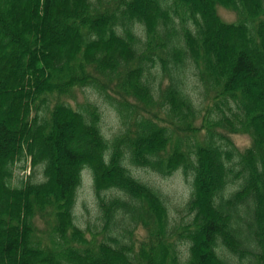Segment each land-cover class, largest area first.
I'll list each match as a JSON object with an SVG mask.
<instances>
[{
  "label": "trees",
  "instance_id": "trees-1",
  "mask_svg": "<svg viewBox=\"0 0 264 264\" xmlns=\"http://www.w3.org/2000/svg\"><path fill=\"white\" fill-rule=\"evenodd\" d=\"M0 34V264H264V0H0Z\"/></svg>",
  "mask_w": 264,
  "mask_h": 264
},
{
  "label": "rangeland",
  "instance_id": "rangeland-1",
  "mask_svg": "<svg viewBox=\"0 0 264 264\" xmlns=\"http://www.w3.org/2000/svg\"><path fill=\"white\" fill-rule=\"evenodd\" d=\"M217 12L221 16L222 19L228 22L235 21L237 19L236 13L231 10L224 8L222 6L217 7ZM85 91H77V98L74 100H71V105L73 107L77 106V103H80L84 97ZM100 104V102H99ZM100 108L103 110L102 113V120H101V127L102 131L104 132L105 136L107 138H111L113 135H115L119 129H120V122L118 115L114 108H110L107 106V104H100ZM160 105L157 104L156 108H153L152 110H159ZM142 111V109L140 108ZM145 115L150 114L149 111H144ZM201 119H197V123ZM231 138L236 145L237 148L240 150L244 149L246 146L250 143V138L243 133H236L232 134ZM91 146H93L92 143L85 144L82 141H76V143L73 144V147L79 148V149H91ZM91 153V152H90ZM24 165V166H23ZM67 169V168H66ZM31 167L29 158L26 159V161H20L15 165V173L14 178L12 179L11 183L15 185H19V181L21 178L26 179L29 174L31 173ZM137 176L141 179L147 181L148 183L155 185L156 187L160 188L165 192L166 194H171V198H173V204L178 203L180 201V197L184 198L185 192H186V186L185 181L181 177L180 174H177L176 172L172 174V176L169 177H162L158 176V174L154 173H147L143 170H138L136 172ZM33 179L36 181L41 180V173L40 168L37 167L36 173L33 175ZM83 183L81 185V188L78 192V208L82 212V218L83 221L90 220L93 218V215L91 212L94 211L93 207V193L91 191V179H89L88 175L84 172L83 173ZM180 196V197H179ZM85 205L88 208V211L85 210L83 207ZM82 209V210H81ZM44 225V224H43ZM147 232L146 228H138L135 233V238L137 240L142 239Z\"/></svg>",
  "mask_w": 264,
  "mask_h": 264
},
{
  "label": "bare ground",
  "instance_id": "bare-ground-1",
  "mask_svg": "<svg viewBox=\"0 0 264 264\" xmlns=\"http://www.w3.org/2000/svg\"><path fill=\"white\" fill-rule=\"evenodd\" d=\"M9 19V18H8ZM6 20H7V18H6ZM11 21V20H10ZM3 23H4V21H3ZM9 24V23H8ZM85 28V27H84ZM61 29V28H60ZM82 29V28H81ZM5 30V29H4ZM64 30V29H63ZM84 30V29H83ZM66 31V30H65ZM79 31V30H78ZM60 32H61V30H60ZM63 33V32H62ZM86 33H87V30H86ZM5 34V33H4ZM3 34V35H4ZM66 34V33H65ZM115 34V33H114ZM1 35V34H0ZM68 36V35H67ZM82 36V35H81ZM2 40V39H1ZM105 41V40H104ZM108 47V46H107ZM114 47V46H113ZM108 48H110V47H108ZM9 52V51H8ZM110 53L111 52H109V54L107 55V56H111L110 55ZM148 56V55H147ZM103 58H104V56H103ZM106 59H107V57H106ZM109 60V59H108ZM110 60H112V58L110 59ZM136 61V60H135ZM129 62V61H128ZM103 63V62H102ZM133 63V62H132ZM103 65V64H102ZM120 65V64H119ZM92 66V65H91ZM112 68V67H111ZM57 70V69H56ZM62 70V69H61ZM55 74V73H54ZM63 75H64V73H63ZM66 75V74H65ZM64 75V76H65ZM54 76V75H53ZM23 81V80H22ZM68 84V83H67ZM70 84V83H69ZM67 87V86H66ZM77 87V86H76ZM25 88V87H24ZM51 89V88H50ZM47 91V90H46ZM40 92V91H39ZM50 92V91H49ZM18 93V92H17ZM36 93V92H35ZM45 93V92H44ZM47 94V93H46ZM33 96V95H32ZM67 97H69V96H67ZM51 98H53V97H51ZM77 98V97H76ZM42 101V100H41ZM46 102V101H45ZM44 102V103H45ZM49 103V102H48ZM68 103V102H67ZM64 104V103H63ZM84 104V103H83ZM77 107V106H76ZM64 109V108H63ZM69 109V108H68ZM43 117V116H42ZM93 118V117H92ZM92 118L90 119V120H92ZM96 118V117H95ZM93 120H94V118H93ZM96 120V119H95ZM93 122V121H92ZM94 123V122H93ZM45 124V123H44ZM86 124V123H85ZM46 125V124H45ZM86 127V126H85ZM90 127V126H89ZM93 127H94V125H93ZM97 128V127H96ZM43 129V128H42ZM86 129V128H85ZM84 129V130H85ZM88 130V129H87ZM86 132V131H85ZM87 133V132H86ZM46 135V134H45ZM91 139V138H90ZM250 140H252V139H250ZM103 142V141H102ZM252 144V143H251ZM253 145V144H252ZM251 146V145H250ZM100 150V149H99ZM21 151V150H20ZM5 159H7V158H5ZM18 159V158H17ZM24 166V165H23ZM79 166V165H78ZM113 166V165H112ZM104 167V166H103ZM117 169V168H116ZM33 171V170H32ZM103 172V171H102ZM116 175V174H115ZM118 175V174H117ZM119 178V177H118ZM99 188V187H98ZM125 190V189H124ZM74 192V191H73ZM55 193V192H54ZM53 194V193H52ZM57 194V193H56ZM64 194V193H63ZM14 198V197H13ZM43 198V197H42ZM116 198V197H115ZM54 200V199H53ZM72 201H73V199H72ZM112 201V200H111ZM107 206V205H106ZM65 213V212H64ZM68 215H70V214H68ZM66 218H68V217H66ZM70 219V218H69ZM33 221V220H32ZM65 223V222H64ZM58 226V225H57ZM75 227V226H74ZM25 228V227H24ZM20 230V229H19ZM77 231V230H76ZM219 231V230H218ZM29 232H31V230L29 231ZM75 232V231H74ZM221 232V231H220ZM50 234V233H49ZM72 234V233H71ZM22 236V235H21ZM43 237V236H42ZM75 237V236H74ZM86 237V236H85ZM71 238V237H70ZM91 238V237H90ZM212 239V238H211ZM225 240V239H224ZM38 241V240H37ZM88 241V240H87ZM70 242V241H69ZM212 242V241H211ZM104 243V242H103ZM34 246V245H33ZM74 247V246H73ZM109 248V247H108ZM40 249V248H39ZM72 249V248H71ZM97 249V248H96ZM73 250V249H72ZM91 250V249H90ZM102 250V249H101ZM59 252V251H58ZM64 252V251H63ZM92 252V251H91ZM65 253V252H64ZM111 253V252H110ZM114 253V252H113ZM54 255V254H53ZM66 255V254H65ZM89 256V255H88ZM173 256V255H172ZM94 257V256H93ZM81 258V257H80ZM71 259H73V258H71ZM85 259V258H84ZM93 259V258H92ZM35 260H36V258H35ZM86 260V259H85ZM91 260V259H90ZM83 261V260H82ZM81 261V262H82ZM30 262V261H29ZM59 262V261H58ZM54 263V262H53ZM84 263V262H83ZM87 263H89V261H87Z\"/></svg>",
  "mask_w": 264,
  "mask_h": 264
}]
</instances>
